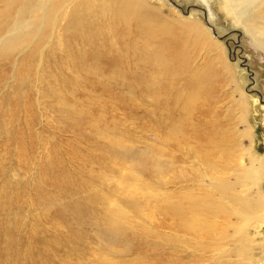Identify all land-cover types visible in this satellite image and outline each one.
<instances>
[{
	"label": "rangeland",
	"instance_id": "374dc122",
	"mask_svg": "<svg viewBox=\"0 0 264 264\" xmlns=\"http://www.w3.org/2000/svg\"><path fill=\"white\" fill-rule=\"evenodd\" d=\"M21 1L0 0V21L10 20L9 8L21 10ZM168 1L183 17L201 14L203 28L211 26L217 34L213 37L209 29L210 39L203 32L193 43L176 21L158 12L159 18L148 14L155 33L162 24L174 28L169 39H189L187 48L181 39L169 48L162 43L165 36L158 37L161 46L156 49L165 56L171 53L166 60L169 75L157 64L140 63L131 70V88L110 81L111 86L102 89L96 81H80L64 90L61 80L73 81V75L56 70L47 54L38 81L28 63L14 73L11 60L0 64V264H238L232 234L245 232L248 219L239 221L248 217L247 211L264 212V24L234 27L219 10L218 0ZM133 27L132 34L138 35ZM154 36L149 34L152 43ZM195 46L197 86L179 77V56L191 54L188 50ZM96 49L98 64L99 44ZM54 53L62 54L57 46ZM102 56L112 61L129 55L122 48L103 51ZM121 67L125 72L127 67ZM171 74L176 78L170 81ZM176 89L181 94L176 96ZM172 125L180 131H170ZM130 147L150 149L173 164L164 184L151 177L153 173L134 176L130 156L120 149ZM198 160L205 175L225 177L228 194L206 189L207 176L202 175L205 185L199 184ZM227 202L239 216L232 208L222 210ZM134 203L142 215L134 213ZM210 209L226 212L212 219L213 235L197 231L193 238L175 227L196 212L197 228L203 227L211 220L202 213ZM110 210L121 230L108 226ZM221 217H230L233 230ZM261 227L246 233L254 238L247 253L250 264L264 261ZM138 242L143 246L135 247Z\"/></svg>",
	"mask_w": 264,
	"mask_h": 264
},
{
	"label": "bare ground",
	"instance_id": "6f19581e",
	"mask_svg": "<svg viewBox=\"0 0 264 264\" xmlns=\"http://www.w3.org/2000/svg\"><path fill=\"white\" fill-rule=\"evenodd\" d=\"M8 1L11 2L12 4H15L19 0H8ZM21 5H22L21 10H17L14 7L8 9L9 13L12 15L9 21L6 20L0 21V64L5 60L8 61L11 60L10 66L14 73L19 69H22L25 66V64L28 63L29 67L30 66L34 67L35 70L34 79L38 81V70L41 68L44 55L47 54L48 59L52 62L50 64L56 67L55 68L56 70L62 72L63 74H67L65 70H68L69 74L73 75V81L61 80L60 87L61 88L64 87L63 88L64 90L67 84H74L80 81L82 82L96 81L97 84L100 85L102 89H107V87H110L112 84V83L110 84V81H113L114 86L116 87L118 86L120 87L123 84L125 85L130 84L128 88H131L133 84V80L135 79L134 73L131 70L134 69V67H136L137 64L140 63L142 64L146 63V65L148 64V66L150 67L157 64L159 68L165 72V75L166 74L169 75L170 73L167 72V70L169 71V67L167 66V64L169 63H167L166 60L171 55V53H168L167 55L168 57H167L162 53H160L158 49H156V47L161 46V41L160 38L158 39V37L165 36L166 40H164L162 43H165V45L169 48L176 47L177 44L179 45L180 39H181L182 47L183 46L186 47L184 43H187L189 39L183 40L182 37H175L177 41L174 39L173 40L169 39L170 34L173 32L174 28L171 30L169 27L163 26L162 24H159L157 28L158 30L159 28L162 29L161 31L160 30L157 31L159 34L155 33L153 29L154 27L150 25V21H148L147 19V17H149L148 14H152L154 17L159 18V15H155V13L158 12L161 15L163 16L165 15L170 19L176 21L177 23L182 25V27L186 30V33L188 32L190 34L187 35V37L190 38L193 43L197 39V37L200 36V34L203 32H205L207 38L210 39L208 30L211 28V26L208 25L209 26L208 30L203 28L200 22L201 14L197 12V14L191 13L189 16L183 17L180 10H178V8L175 7L168 0L167 1L166 0H22ZM218 8L222 12L223 16L228 20H230V22L234 27H242L246 23L264 24V0H218ZM152 15H150V17H153ZM133 17H135V19H133L132 21ZM132 25L135 26L133 28L137 30L138 35L132 34ZM146 25L148 26L144 27ZM77 26H80L81 28ZM149 34L155 35L152 38V40H154V43L150 42L151 40L149 39ZM174 36H181V35L179 34L176 35V32H174ZM212 36L217 38L216 33L215 35H213L212 33ZM64 39L65 41H63ZM137 39L142 40V42L140 41L141 45ZM94 41L96 42L91 44V42ZM192 42L191 44H193ZM98 44L101 50V57L98 58L97 60L98 64H96L95 57L93 54L96 53L97 51L96 47ZM175 44L176 46H174ZM56 46L58 50L62 52L60 57L55 56L56 54L54 53V49ZM187 46H189V44ZM89 47L90 50L87 51ZM122 48L126 50V53L128 52L129 55L128 57L119 56L115 60L110 61L109 59L102 56L103 51L104 53H106V52L116 51L118 49L120 50ZM195 49L196 50H188L191 52V54L184 53L183 55L179 56L180 59L179 58L177 59L181 60L180 70L182 71L181 73L179 72V77L181 78L183 77L182 79L185 81V83H187V85L197 86V62H195L197 61V56L195 55L197 52V46H195ZM134 52L136 53V58L134 56ZM23 54L25 56L23 58V61L20 62L19 57L20 55ZM35 58H36V62L33 61V59ZM191 59H192V63H190ZM111 66H112L111 69H106ZM118 66L119 67L125 66L127 67V69L124 72V68L121 67V69H117ZM166 66L168 67V69H166ZM153 73L154 72H152V74ZM155 73L153 75H155ZM74 74L76 76H74ZM80 75L81 78L77 79V77H80ZM174 75L172 74L170 75V81L174 79L175 77ZM161 78L162 77H160V79ZM199 78L201 77H198V79ZM144 80L145 79H143L142 84H144L146 88H150V86L147 85L146 81ZM22 81L25 80L22 79ZM170 83L172 84L174 82H170ZM178 84L181 85L180 83ZM29 87L31 88L30 85ZM176 90H177L176 96L178 94H181L178 93V89ZM34 94L37 96V98H39L40 93L38 92L37 89L34 90ZM241 94L244 97V93ZM168 96L169 95H165V93L163 95L165 100L167 99ZM36 104L37 106H39L38 99ZM159 104L161 105L162 103ZM169 121L171 120L169 119ZM170 131H174L176 133V131H180V129L175 125H172ZM172 140L171 138L168 140L166 139L165 143L167 141H172ZM187 140L188 139H186V141ZM183 142L185 141L183 140ZM175 144L179 146L178 143L175 142ZM133 147H130L128 150L127 149L125 150V148H120V149L122 150L124 149L123 152L127 153L130 156V160H131L130 162L133 163L132 166L134 169L133 172L134 176L136 178H140L144 175V173L150 176L153 173L152 174L153 176L151 177L153 178L156 177L157 180L160 182L159 184H164V181L166 180L165 179L166 173L169 171V169L173 167V164L171 162L169 163L165 160H161L157 158L155 156L156 154L154 155L149 151L150 149L141 151L139 149L135 150L133 149ZM163 153L164 152L162 151V154ZM114 155H116V153H114ZM200 163L201 162L197 163L198 167L201 165ZM202 168L203 165H201L200 172L198 171L197 173V178H199L198 180L199 184L203 186L205 184L202 175L204 177H206L207 175H205V171ZM254 169L258 171L259 168L258 166H256ZM218 176H220V174L216 175V173H214L213 175L210 176L208 175L207 180L209 185H205L206 186L205 188L210 189L211 191L215 190L219 192L218 194H228L229 190L228 191L226 190L229 188V186L226 185L227 183L226 180L224 179L225 178L224 175H223L224 178ZM131 189H133V187H131ZM224 196L223 195L221 196L223 197L222 199H224ZM229 203L230 202L225 203L224 204L225 207L222 210L225 209L230 210L232 206ZM133 205L134 206L132 207L134 213L142 215L143 214L142 211L138 212L139 206L135 203ZM168 209L169 212L172 210L170 206L168 207ZM232 210L236 216L237 215L239 216L238 211H235L234 208H232ZM109 212H110L109 214L110 217H107V220L109 222L108 226L112 228L114 227L113 229H115L117 228L114 222L116 220L115 219L113 220V218H111V216H113L115 213L113 212V210H110ZM247 213H248V217L243 218L241 221H239V223L241 224L244 220L248 219L249 224L245 228V232H242V234H240L241 232L238 233L233 232L232 234V237H235L234 252L240 258L238 259L239 260L238 264H250V255L249 257H247V253L250 251V245L252 242H254V238L252 239L248 237L246 234L247 231L249 229L261 230L262 228L261 226L264 225L263 211L261 212L256 211L254 213H250L249 211H247ZM222 214L225 215L226 212L221 211V209L219 211L214 209L206 210L204 213H202V217L204 215H207L208 218L205 217V220L208 221L209 219L211 221L210 223H205L203 227L200 226L201 228H197V212H196L188 222L180 221V223H178V225L175 227L177 228V230L181 231L184 234H188L193 238H197V231L202 235L205 234L213 235L212 234L214 231L213 228L214 226L212 224L214 222L213 220L219 218ZM221 218L224 219L223 225L225 224L227 228H231V230H233V227H230L231 225V223L229 222L230 217L229 219H226L224 217ZM168 228L173 230L171 226H168ZM236 229H240V228H235L234 230ZM120 232L122 236L125 235L123 231ZM256 236L258 237V234ZM223 239L224 240L226 239V241H231V238L227 236H224ZM142 246L143 243L141 242H138L135 245V247L137 248ZM229 255H231L230 252L227 255H225V257L229 258ZM227 262L229 261L225 260L224 263L222 262L220 263L227 264ZM261 264H264V261Z\"/></svg>",
	"mask_w": 264,
	"mask_h": 264
},
{
	"label": "water",
	"instance_id": "95a60500",
	"mask_svg": "<svg viewBox=\"0 0 264 264\" xmlns=\"http://www.w3.org/2000/svg\"><path fill=\"white\" fill-rule=\"evenodd\" d=\"M210 29L212 30L213 35H215V32H214L213 28H210Z\"/></svg>",
	"mask_w": 264,
	"mask_h": 264
}]
</instances>
